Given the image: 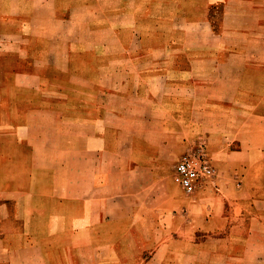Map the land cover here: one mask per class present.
<instances>
[{"label": "crops", "instance_id": "crops-1", "mask_svg": "<svg viewBox=\"0 0 264 264\" xmlns=\"http://www.w3.org/2000/svg\"><path fill=\"white\" fill-rule=\"evenodd\" d=\"M55 2L114 23L0 49V264H264V0L36 9ZM215 4L221 23L257 4L259 28L213 24ZM198 133L219 175L185 196L175 156Z\"/></svg>", "mask_w": 264, "mask_h": 264}, {"label": "rangeland", "instance_id": "rangeland-1", "mask_svg": "<svg viewBox=\"0 0 264 264\" xmlns=\"http://www.w3.org/2000/svg\"><path fill=\"white\" fill-rule=\"evenodd\" d=\"M67 4L62 2L55 3H46L44 4V9L37 11L36 0H0V49L4 50V45L6 47H24V49H28L34 45H41L42 41L39 42L36 35L38 34H48L55 31L59 32V36H57L58 44L63 43V45L71 46H79L83 43H92L100 38L104 39L107 36L106 32L112 30L113 21H98L97 19H90L95 15H90L87 19L82 18V15L87 13L81 10L80 5H74V14L70 16L65 12V7ZM250 10L246 12L244 9L237 12L239 18H234L233 20H220V15L222 14L223 6L221 4H215L211 7L212 14V22L213 24L221 23L222 27L225 25L228 28L232 29V26L242 27V25L248 24L254 30L259 28L260 20L255 18L257 15L256 12L258 5H249ZM62 9V12L60 10ZM237 9V8H236ZM56 10L60 18L58 20L53 19L50 20L47 16L53 11ZM242 12V13H241ZM64 13V14H63ZM248 14L250 18H241V15ZM40 15L38 18H32L33 15ZM62 15V17H61ZM251 16L253 18H251ZM117 23V21H115ZM145 27V23L143 24ZM70 31V32H69ZM88 31V32H87ZM97 31H100L98 34ZM83 32V34H81ZM72 33V34H71ZM196 37L189 38L190 40H194ZM204 38V37H203ZM235 38H240V36L230 34L228 39L234 40ZM188 39V40H189ZM189 40V41H190ZM154 42V40H153ZM40 51H33L34 55L39 54ZM32 52L27 51L26 56L32 57ZM11 55H16V52L11 53ZM34 57V56H33ZM12 62L5 63L4 62V51H0V75L4 73V67H11ZM198 138L195 142L191 143L186 149L183 151H178L175 156V165L178 161L188 154H193L196 152L201 146V151L204 152L206 159L209 161L213 172L208 177H203L199 180L195 190L191 193H186L183 191L185 196H190L196 193L200 188L216 185V178H218L219 166L215 162V155L208 147V144L203 140V133H198ZM174 180L175 179V166H174ZM178 184V182L176 181ZM179 185V184H178ZM180 186V185H179ZM182 189V188H181ZM183 190V189H182Z\"/></svg>", "mask_w": 264, "mask_h": 264}, {"label": "built area", "instance_id": "built-area-1", "mask_svg": "<svg viewBox=\"0 0 264 264\" xmlns=\"http://www.w3.org/2000/svg\"><path fill=\"white\" fill-rule=\"evenodd\" d=\"M201 146L193 154L182 157L175 165V179L186 193L193 192L199 180L213 172L204 152L201 151Z\"/></svg>", "mask_w": 264, "mask_h": 264}]
</instances>
